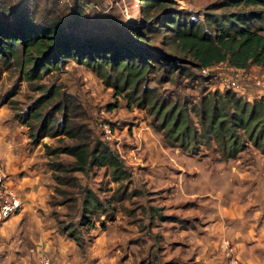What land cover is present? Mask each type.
<instances>
[{
  "label": "rangeland",
  "instance_id": "1",
  "mask_svg": "<svg viewBox=\"0 0 264 264\" xmlns=\"http://www.w3.org/2000/svg\"><path fill=\"white\" fill-rule=\"evenodd\" d=\"M56 1L60 6L65 2L71 7L76 1L84 3L88 14L107 18L122 27L121 30H126L127 25L143 26L152 18L142 14L143 0ZM214 1L165 0V3L169 8L182 9L194 19L201 18L207 5ZM158 38L153 39L156 45ZM13 62L0 59V122L4 120V124L20 130L27 138V145L39 155L37 162L48 176V216L54 232L73 244L76 259L72 262L70 254L65 255L69 264H86L90 252L102 250L104 244L110 253L117 255V262L125 264H190V252L187 253L185 238L179 231L198 230L204 223V212L213 211V204L203 198L220 178L218 171L229 170L230 163L244 166L264 157L261 147L253 145L240 129L234 133L239 142L235 155L227 157L212 136L208 139L203 136L189 109L202 95H216L229 88L221 86L219 80L233 73V68L218 63L202 72L184 61L182 64L188 66L191 76L181 72L176 78L159 83L153 82L154 77L149 73V84L155 85L158 92H169L172 98L187 101L197 135L195 141L179 145L170 144V138H164L154 129L146 109L115 96L101 77L71 58L55 62L56 68L47 67L38 78L29 80ZM50 86L58 90L55 95L51 90L41 97ZM230 90L249 102L264 97V67L250 66L240 71L238 87ZM59 100L67 104L65 109L77 138L47 134L35 142L28 141L31 129L20 118L25 110L43 114ZM59 115L55 113L56 117ZM106 128H110V133H106ZM86 141L108 146L120 160L127 178L114 180L110 165L74 170L72 155L50 151ZM54 163L62 164L64 169L51 167ZM86 188L93 192L94 206L83 210L81 200ZM101 235L107 239L106 243L95 241Z\"/></svg>",
  "mask_w": 264,
  "mask_h": 264
},
{
  "label": "trees",
  "instance_id": "2",
  "mask_svg": "<svg viewBox=\"0 0 264 264\" xmlns=\"http://www.w3.org/2000/svg\"><path fill=\"white\" fill-rule=\"evenodd\" d=\"M143 1L142 14L151 20L121 30L107 18L88 14L84 3L77 1L71 7L65 2L60 6L56 0H0V59L13 60L29 80L47 67L56 68L55 62L71 58L101 77L115 96L146 109L154 129L170 138V144L195 141L191 110L203 136H212L227 157H234L239 145L237 129L264 153V97L249 102L226 88L216 95H202L188 110L185 98L158 92L148 78L151 73L152 81L159 83L181 72L191 76L188 66L200 71L218 63L242 72L250 66L264 67V0H216L201 18L194 19L182 9L167 7L165 0ZM157 37L158 45L153 42ZM51 90L54 95L58 91L50 86L41 97ZM59 101L43 114L25 110L20 118L31 129L28 141L47 134L77 138L67 104ZM50 151L72 155L74 170L110 165L114 180L128 175L99 141L70 143ZM51 167L64 169L59 163ZM93 201V192L86 188L82 209L94 206Z\"/></svg>",
  "mask_w": 264,
  "mask_h": 264
},
{
  "label": "crops",
  "instance_id": "3",
  "mask_svg": "<svg viewBox=\"0 0 264 264\" xmlns=\"http://www.w3.org/2000/svg\"><path fill=\"white\" fill-rule=\"evenodd\" d=\"M3 122L0 164L7 176L5 183L14 189L20 206L0 223V264H36L41 255L48 256L50 264H69L65 255L69 253L72 262L76 259L73 244L54 232L48 216L47 172L24 134ZM218 174L220 178L203 198L213 204V211L204 212V223L198 230L179 231L190 252V264H226L220 240H225L245 264H264V157L244 166L230 163L229 170ZM105 239L101 235L95 241L106 243ZM116 257L104 244L102 250L90 252L86 264H125Z\"/></svg>",
  "mask_w": 264,
  "mask_h": 264
},
{
  "label": "built area",
  "instance_id": "4",
  "mask_svg": "<svg viewBox=\"0 0 264 264\" xmlns=\"http://www.w3.org/2000/svg\"><path fill=\"white\" fill-rule=\"evenodd\" d=\"M206 69H201L204 72ZM233 73L220 78L219 83L221 86L229 88H237L239 83L240 70L233 69ZM259 83V82H258ZM106 133H110V128L105 129ZM6 174L0 164V223L5 220L9 215L14 214L20 206V199L12 187L7 186ZM219 248L223 252L226 264H245L241 259L231 252V248L225 240H220ZM36 264H50L49 258L46 255H41L37 259Z\"/></svg>",
  "mask_w": 264,
  "mask_h": 264
}]
</instances>
